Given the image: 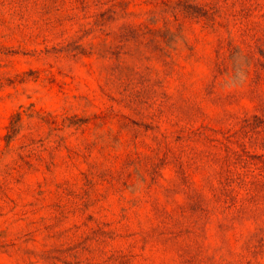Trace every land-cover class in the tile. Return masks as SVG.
Listing matches in <instances>:
<instances>
[{
    "label": "rangeland",
    "instance_id": "rangeland-1",
    "mask_svg": "<svg viewBox=\"0 0 264 264\" xmlns=\"http://www.w3.org/2000/svg\"><path fill=\"white\" fill-rule=\"evenodd\" d=\"M261 7L0 0V264H264Z\"/></svg>",
    "mask_w": 264,
    "mask_h": 264
},
{
    "label": "trees",
    "instance_id": "trees-1",
    "mask_svg": "<svg viewBox=\"0 0 264 264\" xmlns=\"http://www.w3.org/2000/svg\"><path fill=\"white\" fill-rule=\"evenodd\" d=\"M194 10L191 12L189 11L187 14L188 18H193V19H200L203 20L207 26L213 27L215 24V18L217 15L216 8L213 3H207L203 6H194ZM261 18L264 19V7H261ZM264 57V53H263ZM261 71H264V62L261 61ZM223 139L226 140V142L231 143L232 135L230 134V131L222 132L221 133ZM223 181L221 184H223L226 188L227 193L228 192H233L234 191V186H247L250 185V188L253 191H256L258 193H261V181L260 180H254L252 182H245L244 180L237 181L235 180L231 173H225L223 176ZM253 199L256 198V196L252 197Z\"/></svg>",
    "mask_w": 264,
    "mask_h": 264
}]
</instances>
